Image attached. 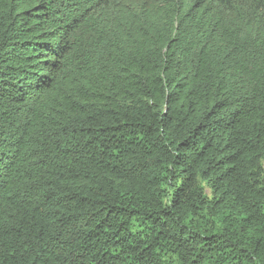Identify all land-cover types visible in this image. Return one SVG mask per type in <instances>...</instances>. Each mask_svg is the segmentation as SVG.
Here are the masks:
<instances>
[{"label": "trees", "instance_id": "1", "mask_svg": "<svg viewBox=\"0 0 264 264\" xmlns=\"http://www.w3.org/2000/svg\"><path fill=\"white\" fill-rule=\"evenodd\" d=\"M0 264H264V0H0Z\"/></svg>", "mask_w": 264, "mask_h": 264}]
</instances>
